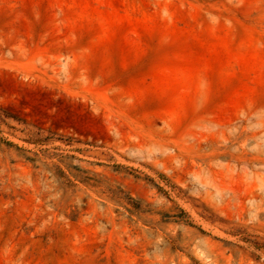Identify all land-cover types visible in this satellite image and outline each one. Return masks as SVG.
<instances>
[{"label": "rangeland", "instance_id": "1", "mask_svg": "<svg viewBox=\"0 0 264 264\" xmlns=\"http://www.w3.org/2000/svg\"><path fill=\"white\" fill-rule=\"evenodd\" d=\"M0 264H264V0H0Z\"/></svg>", "mask_w": 264, "mask_h": 264}]
</instances>
